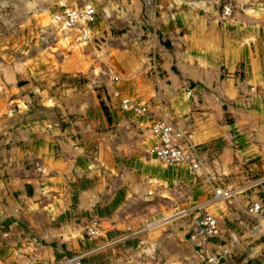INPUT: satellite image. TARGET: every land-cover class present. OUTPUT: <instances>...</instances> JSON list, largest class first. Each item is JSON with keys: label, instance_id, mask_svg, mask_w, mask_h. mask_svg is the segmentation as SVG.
Listing matches in <instances>:
<instances>
[{"label": "rangeland", "instance_id": "rangeland-1", "mask_svg": "<svg viewBox=\"0 0 264 264\" xmlns=\"http://www.w3.org/2000/svg\"><path fill=\"white\" fill-rule=\"evenodd\" d=\"M88 2L97 15L86 46L60 18ZM162 2L159 10L157 0H0V264L77 255L85 264H264V234H249V209L264 203V120L254 100L264 91V0ZM169 65L244 84L236 108L244 119L230 114L219 127L229 138L175 125L161 106L172 96L157 84ZM125 99L146 111L125 109ZM160 120L180 132L191 161L149 154ZM205 212L222 233L198 246L191 236Z\"/></svg>", "mask_w": 264, "mask_h": 264}, {"label": "crops", "instance_id": "crops-1", "mask_svg": "<svg viewBox=\"0 0 264 264\" xmlns=\"http://www.w3.org/2000/svg\"><path fill=\"white\" fill-rule=\"evenodd\" d=\"M166 70L168 71L167 74H164L163 78L160 77L157 84L172 96H162V99L170 101V106L167 104L161 106L171 110L175 118V125L184 131H194L196 129V131L207 132L213 137L225 134L224 136L229 138V133L220 132V128L225 126L222 121L225 122L230 114L231 118L236 120L238 124L244 119L245 112L241 108H239L240 111L236 110L239 105L245 103L243 94L247 91L244 84H213L212 75L209 71L198 69L197 67L187 66L180 70L182 74L171 71L170 65ZM129 84L139 83L133 82ZM165 94L167 95V93ZM254 100L259 102V116H261V120H264V109H262V105H264V91H259ZM160 101L159 103L161 104ZM223 102H225L227 108L223 107ZM231 110L234 112L233 114L230 112ZM233 125L237 126V123ZM230 151H232L231 147L227 143L224 144L222 152L229 153ZM201 167L206 168L203 164H201ZM179 171L181 170H177V173ZM211 179L213 180V178L209 180ZM0 242V246L3 247L4 241L0 240Z\"/></svg>", "mask_w": 264, "mask_h": 264}, {"label": "built area", "instance_id": "built-area-1", "mask_svg": "<svg viewBox=\"0 0 264 264\" xmlns=\"http://www.w3.org/2000/svg\"><path fill=\"white\" fill-rule=\"evenodd\" d=\"M173 8L179 6L196 5L200 4L201 0H169ZM156 6L159 10L165 8L162 0H157ZM231 8L226 7L224 11L225 16H230ZM96 9L90 2L83 5H78L67 10V12L60 18L62 21V29L64 33L71 34V36L79 44L86 46L91 42L94 32V22L96 20ZM125 109L145 112L144 108H138L130 99L123 101ZM152 134L157 139L149 154L165 164H183L191 161L190 153L179 146L177 138H180V132H177L171 123L164 120L156 122L152 126ZM215 197L225 200L233 199L234 193L226 190H215ZM249 214L254 223L250 226L249 234L253 239H259L264 234V203L257 202L249 209ZM221 225L217 218L205 212L195 222V230L191 236L192 241L198 246L208 244L209 240L218 238L221 235ZM209 245V244H208ZM207 245V246H208ZM206 246V247H207ZM74 256L67 259L65 264H83V258ZM206 264H213V258L208 257Z\"/></svg>", "mask_w": 264, "mask_h": 264}, {"label": "bare ground", "instance_id": "bare-ground-1", "mask_svg": "<svg viewBox=\"0 0 264 264\" xmlns=\"http://www.w3.org/2000/svg\"><path fill=\"white\" fill-rule=\"evenodd\" d=\"M235 193V192H234ZM215 200H216V198H215ZM184 213V212H183ZM167 219H165L164 221H166ZM168 221V220H167ZM163 222V221H162ZM78 257H81V258H83V264H85L84 263V256H82V255H79ZM66 262V261H65ZM65 262H63L62 264H65Z\"/></svg>", "mask_w": 264, "mask_h": 264}]
</instances>
